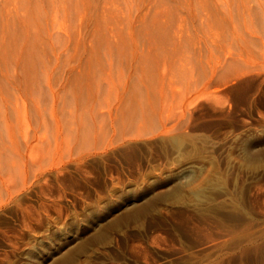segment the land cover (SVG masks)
<instances>
[{
	"label": "rangeland",
	"instance_id": "1",
	"mask_svg": "<svg viewBox=\"0 0 264 264\" xmlns=\"http://www.w3.org/2000/svg\"><path fill=\"white\" fill-rule=\"evenodd\" d=\"M0 264H264V0H0Z\"/></svg>",
	"mask_w": 264,
	"mask_h": 264
},
{
	"label": "bare ground",
	"instance_id": "2",
	"mask_svg": "<svg viewBox=\"0 0 264 264\" xmlns=\"http://www.w3.org/2000/svg\"><path fill=\"white\" fill-rule=\"evenodd\" d=\"M131 119V118H130Z\"/></svg>",
	"mask_w": 264,
	"mask_h": 264
}]
</instances>
